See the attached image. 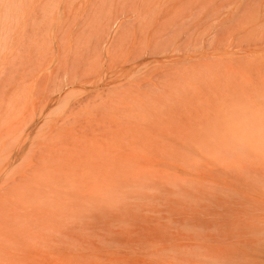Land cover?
I'll return each instance as SVG.
<instances>
[{
    "label": "rangeland",
    "instance_id": "1",
    "mask_svg": "<svg viewBox=\"0 0 264 264\" xmlns=\"http://www.w3.org/2000/svg\"><path fill=\"white\" fill-rule=\"evenodd\" d=\"M229 255L264 262V0H0V264Z\"/></svg>",
    "mask_w": 264,
    "mask_h": 264
},
{
    "label": "bare ground",
    "instance_id": "2",
    "mask_svg": "<svg viewBox=\"0 0 264 264\" xmlns=\"http://www.w3.org/2000/svg\"><path fill=\"white\" fill-rule=\"evenodd\" d=\"M243 211H244V210H243ZM220 216H222V215H220ZM226 217H227V216H226ZM226 217H224V218H226ZM218 218H219V217H218ZM228 218H229V217H228ZM221 221H222V220H221ZM224 221H225V220H223L222 223H224ZM229 221H230V220H229ZM223 226H224V225H223ZM227 226H228V225H227ZM174 228H175V227H174ZM178 229H180V228H178ZM171 230H172V229H171ZM178 233H179V232H178ZM153 240H155V239H153ZM156 240H157V239H156ZM184 240H187V239H184ZM184 240H183V241H184ZM150 241H152V239H151ZM181 241H182V240H181ZM153 242H154V241H153ZM155 242H157V241H155ZM155 242H154V243H155ZM184 242H185V241H184ZM220 242H221V241H220ZM157 243H158V242H157ZM157 243H155V246H153V247H154V250H156L155 248H156V244H157ZM180 243H181V242H180ZM250 243H251V242H249L248 244H250ZM197 244L200 245L201 243H197ZM219 244H221V243H219ZM182 245H183V244H182ZM184 245H186V244H184ZM188 245H190V244H188ZM202 245H203V244H202ZM222 245H223V244H222ZM246 245H247V244H246ZM190 246H191V245H190ZM192 246L195 247V246H197V245L195 244V246H194V244H192ZM209 246H210V245H209ZM209 246H208V249H209ZM148 247L153 248V247L150 246V244H149ZM157 247H158V246H157ZM183 247H186V246H183ZM197 247H199V246H197ZM197 247H196V248H197ZM205 247H207V245H205ZM205 247H204V248H205ZM163 248H164V247H163ZM199 249H200V248H199ZM162 250H163V249H162ZM162 250H161V251H162ZM165 250H166V249H165ZM156 251H157V250H156ZM163 251H164V250H163ZM209 251H211V250H209ZM214 254H215V253H214ZM218 254H219L218 257H219V258H222L221 260H223V257H225V253H224L222 250H220V248H218ZM228 257H229V259H228V263H227V261H226V263H225V262H222V264H237V263L239 264L238 261H240V260L236 261L235 257L230 256V255H229ZM228 257H226V258H228ZM239 259H240V258H239ZM261 259H262V258H261ZM261 259H260V257H258V258H257V261H256L254 264H260L261 262H258V261L261 260ZM199 260H200V259H199ZM201 261H202V259H201ZM201 261H199V264H200ZM203 261H204V260H203ZM245 261H246V260H245ZM205 262H206V261H205ZM205 262H203V264H205ZM262 262H263V260H262ZM263 263H264V262H263ZM263 263H261V264H263ZM240 264H242V261L240 262ZM245 264H248V263L246 262Z\"/></svg>",
    "mask_w": 264,
    "mask_h": 264
}]
</instances>
